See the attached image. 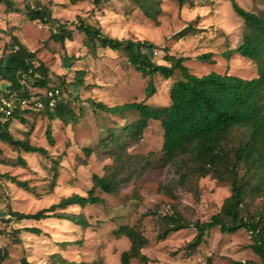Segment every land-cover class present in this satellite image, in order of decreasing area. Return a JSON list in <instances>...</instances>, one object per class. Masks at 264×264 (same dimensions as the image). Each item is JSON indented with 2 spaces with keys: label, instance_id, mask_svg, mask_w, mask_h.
<instances>
[{
  "label": "rangeland",
  "instance_id": "rangeland-1",
  "mask_svg": "<svg viewBox=\"0 0 264 264\" xmlns=\"http://www.w3.org/2000/svg\"><path fill=\"white\" fill-rule=\"evenodd\" d=\"M235 1L244 10L264 15V0ZM26 3L49 7L52 16L60 21L81 17L111 37L148 40L157 45V54L152 57L157 64H167L165 55H174L184 57L183 64L196 75L210 71L242 78L257 75L253 61L236 53L224 56L241 42L246 30L229 0H188L183 4L161 0V11L155 20L146 17L131 0L100 4L92 0H15L13 11L0 5V55L12 35L29 50H35L49 68L50 86L60 87L61 99L77 115L75 123H64L50 120L44 110L30 105V110L23 114L24 122H11L9 132L14 138L44 147L46 155L24 152L0 140V252L6 253L0 264H17L21 257L29 264H51L54 253L69 261L121 264L120 253L129 248L130 241L113 234L120 225L133 227L147 238L141 252L148 257L149 264H206L208 257L212 264L260 262L249 248L250 237L243 229L222 233L214 227L199 245L188 246L195 235L192 223L206 221L221 210L230 194L227 180L217 179L212 173L199 176L188 155L167 160L161 150L163 131L159 121L149 120L141 137L130 140L122 127L135 121L137 113L112 115L93 111L91 100L110 106L131 101L167 106L171 84L180 78L179 71L167 79L155 74V92L146 98L148 77L135 70L122 51L101 47L88 51L78 33L63 43L48 40L54 25L29 20ZM203 53H210L212 61L199 60ZM78 70L84 72L81 85H76ZM61 81L64 83L60 84ZM4 88L0 80V94ZM29 90L34 94L38 88L29 82ZM47 126L53 138L51 144L46 140ZM111 132L121 134L127 144L117 149L109 141ZM247 139L245 127L229 130L223 146L231 160L235 147ZM58 156L57 176L53 180L51 160ZM254 156L237 165L238 178L248 183L243 214L264 205V166L259 167ZM18 157L25 164L17 163ZM110 173L114 175L116 189L112 193L94 190L101 203L61 210L83 214L88 222L86 227L55 216L16 220L9 215L10 210L35 212L73 193L85 195L92 187L93 174ZM3 174L24 181L29 189ZM176 215L187 224L159 238L158 234L170 222L169 216ZM25 227H36L40 232L26 231ZM13 229H19V243L10 237ZM129 264L141 263L132 258Z\"/></svg>",
  "mask_w": 264,
  "mask_h": 264
},
{
  "label": "trees",
  "instance_id": "trees-1",
  "mask_svg": "<svg viewBox=\"0 0 264 264\" xmlns=\"http://www.w3.org/2000/svg\"><path fill=\"white\" fill-rule=\"evenodd\" d=\"M15 0H0L8 11L14 10ZM95 4L108 0H92ZM134 5L148 18L155 20L160 10L161 0H131ZM183 4L188 0H175ZM233 11L242 18L246 30L243 31L241 42L224 53L229 57L236 53L241 57L253 61L257 65V75L251 78H242L229 73L210 71L203 75H196L183 64L184 57L165 55L167 64H157L152 58V49L157 45L145 39L116 38L103 33L99 26L85 22L81 17L74 21H60L53 17L49 7L45 5L32 6L25 4L26 16L29 20H39L53 24L48 40L63 43L72 40L74 33L81 34L83 44L94 50L96 47L109 48L112 51H122L128 63L147 76L144 90L148 98L155 92L153 76L160 74L164 78L171 77L179 71L180 78L175 79L169 90V104L167 106H151L144 101H131L122 104L107 105L101 101L91 100L93 111L106 112L112 115L124 112H135L138 117L135 121L126 124L122 130L130 140L141 137L149 120H157L162 128L161 150L167 160L179 155H188L195 163L194 172L199 176L212 173L217 179H225L230 185V194L224 200L221 210L210 216L206 221H195L192 226L195 235L188 246L196 247L203 240L210 229L217 227L222 233H234L240 229L248 232L250 237L249 248L259 257L260 262L234 261L236 264H264V205L254 212L242 213L245 204V194L248 183L242 177L238 178V162L248 160L253 156L259 167L264 166V15L244 10L235 0H229ZM73 26V27H70ZM183 29L180 34L185 32ZM185 34V33H184ZM210 53H203L198 59L204 62L212 61ZM77 84L83 82L84 72L77 71ZM0 80L5 84L0 95L10 99L13 103L11 115H0V140L13 148L24 152H36L42 155L47 150L42 146L30 144L25 139H16L9 132L14 119L24 122L23 114L40 100L43 106L39 109L45 111L50 120L57 119L64 123H75L77 115L69 103L61 99L60 87L50 86L51 77L49 68L36 56L35 50H29L14 35L11 36L7 49L0 55ZM31 86L38 88L34 94L29 90ZM64 82L61 81L60 84ZM57 88L59 98L52 108L48 107V97L44 90ZM42 94V95H41ZM24 100L26 105H22ZM35 107V106H34ZM233 127H245L248 139L243 145L234 149V159L231 160L223 146L229 130ZM46 140L53 143L50 127L45 130ZM109 141L118 149L127 142L119 133H109ZM118 156L119 151H118ZM58 156L52 159L53 180L57 176ZM17 163L25 164L24 159L18 157ZM17 185L29 189L24 181L3 174ZM95 188L102 192L112 193L116 189L113 174L92 175V187L85 195L73 193L60 198L56 203L35 212L9 211L11 219L40 220L47 216H55L71 221L80 226H88V222L81 213H67L61 211L69 206L85 207L99 204L102 199L94 194ZM10 219V220H11ZM9 220V219H7ZM170 222L158 234L163 238L171 231H176L187 223L180 216H169ZM26 231L39 233L36 227H25ZM19 229L10 233L14 243H19ZM116 237L125 236L130 241L129 248L120 253V263L129 264L135 258L141 264H149V259L141 252L147 243V238L138 230L128 225H120L113 231ZM6 257L5 251L0 252V263ZM51 264H93L87 261L67 260L58 253L51 255ZM17 264H29L25 257H21ZM206 264H212L210 257Z\"/></svg>",
  "mask_w": 264,
  "mask_h": 264
},
{
  "label": "built area",
  "instance_id": "built-area-1",
  "mask_svg": "<svg viewBox=\"0 0 264 264\" xmlns=\"http://www.w3.org/2000/svg\"><path fill=\"white\" fill-rule=\"evenodd\" d=\"M157 54V50L155 48L152 49V57ZM44 94L48 97V107L52 108L55 104V101L59 98V90L57 88L46 89L43 91ZM22 105H26L24 100L21 101ZM34 106L36 108H41L43 106L42 101L36 100L34 102ZM13 109V103L10 99L0 95V115L1 116H9L11 115Z\"/></svg>",
  "mask_w": 264,
  "mask_h": 264
}]
</instances>
